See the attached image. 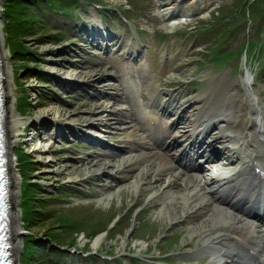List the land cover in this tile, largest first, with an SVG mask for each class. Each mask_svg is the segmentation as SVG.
<instances>
[{
  "label": "rangeland",
  "instance_id": "1",
  "mask_svg": "<svg viewBox=\"0 0 264 264\" xmlns=\"http://www.w3.org/2000/svg\"><path fill=\"white\" fill-rule=\"evenodd\" d=\"M224 1L182 0L181 10L177 14L180 18L178 20L181 22L179 25L171 26L161 19L160 10L172 9L171 7L174 6L172 3L164 4L161 6L162 8H159L157 0H95L94 2L120 8L123 14L132 19L136 29L142 34L141 42L135 35L129 34L128 30H125L122 35L121 29L118 28L120 23L116 20V23L111 22V26L113 32L117 33L119 37L115 40H101L103 44L97 48L95 42H89L86 34L79 31L87 17L97 21L99 25V15L93 4H87L84 12L79 10L82 16L80 19H76L74 16H65L62 22L56 21L59 17L58 13L45 10L43 19L48 30H42L38 26V31L40 33L47 31L46 33L51 34L54 33V29L59 28L63 32L64 39L62 41L64 42L59 41L57 44H51L49 37H44L46 43H38L33 37H28V42H22L36 60V63L26 64V66L35 67L34 72L31 73L23 69L22 61L25 58L23 55L13 56L11 54L9 45L11 33L7 31V22L3 19V0H0L2 36L0 53L3 50L6 52L11 66V88L14 91L15 114L19 120L17 129L20 133L11 153L15 160L14 170L19 174V184L16 190L18 203L16 214L21 236L18 238L20 247L15 254L18 258L16 264H30L22 260L26 251L23 248V243L25 245L27 237L36 235L42 242L40 245L46 247L50 243L49 234L51 232L60 234L61 229L58 228L60 216L71 225L68 229L63 230V234L60 236H64V240L60 239L59 241L64 245L70 244L71 247L60 246V250L63 252L61 258L51 254L48 249H40L37 251L40 258L35 257L31 264H93V262L97 264L96 257L102 258L100 254L126 256L128 252H140V254H146L149 257H164L171 264H217L214 261V263H210L204 252H195L204 244L198 233L189 232L193 224L196 223L192 221L193 216L199 222L206 216L208 206L204 205L198 209V204L184 208L182 195L174 189L164 188L165 183L162 180H159V183H153V177L148 178L147 181L154 186L146 184L144 180L135 186L131 185L134 180L140 179L134 176L138 172L142 174L145 162L140 161L133 165L135 167L133 176L123 183H116L106 177L96 178V176H90L85 172L64 169L65 163H69V161L63 159H80L88 155H100L94 157V160L114 163L115 167L111 168L112 172L117 167L135 161L134 156L137 153L129 150L130 145L121 141V136L113 137L114 130L108 129L102 122L106 118L105 115L90 116L89 120L96 124L94 127L98 131L106 129L107 132L102 134L98 132L97 134H101L104 139L119 146L121 150L101 148L85 143L78 138L68 142L61 138H56L52 142L48 140L36 141L35 138H31V135L38 133L35 126L40 127V125L36 124L32 127L27 125L33 122L38 123L39 120H36L35 116L44 109H51L45 119L43 118L46 121L44 124L54 123L55 120L61 119L69 123L78 122L81 125L80 128H83L87 125L86 121L84 122L87 117L84 115L76 119L71 113L74 111L98 113L102 108L106 109V112L120 110V117L124 119V122H118L115 126L130 125L132 123L130 113H133V116L140 121V107L135 104V100L131 101L128 98L129 93L126 88L127 85L129 87L137 85L136 82L139 79L138 81L142 85L141 88L138 86L142 107L147 104L146 100L154 94L157 99L165 103L168 96L163 97L159 92L173 88L166 87L164 84L179 81L180 85L173 93L174 95L178 96L182 92L188 94L194 90L192 94H189L190 98L206 97L210 93V105L220 107L229 102L228 104L233 107L236 115L234 125L236 124L237 127L234 134L239 133L238 136L241 138H244L247 132L251 135L253 129L249 128V125L254 124L251 114L254 111L252 108L255 107L253 101L262 100L264 97V77L250 85L249 88L244 87L241 69H236L243 67L244 55L241 53L242 45H240L242 34L233 37L232 29L230 32H224L218 25H214L212 19V12ZM242 18L238 20L239 24L244 21V25H251L246 15ZM211 24L212 27L206 30H214V35L206 33L204 36H196L179 32V29L185 25L188 29L194 30L195 26L206 28ZM249 35L250 39L254 38L251 32ZM105 43L110 44L106 51L103 48ZM194 46H201V48H194ZM204 48L205 50H203ZM236 48L238 54L228 63L217 64L210 61L213 58V52L222 54ZM100 63L111 65L113 68L110 73L98 81L76 84L61 81L65 79L78 80L80 77L76 76H78L77 72L81 66L91 68ZM144 64H149L151 67L147 74L140 69V66L143 67ZM53 70H57V73H53ZM69 74L75 78H70ZM34 77H37L39 82ZM205 77L206 81L197 84L196 80ZM221 78L223 80H218ZM212 79H214L213 84ZM218 81L221 83H217ZM85 87H92L91 93L95 96L90 97L83 91L82 89ZM102 96L105 98L99 100L98 98ZM143 97H146V100ZM25 101L28 102V107L20 114L18 109H21L22 103ZM207 105L208 103H204L202 109ZM124 109H128L129 113ZM238 119L241 126L243 125V132L238 126ZM25 125L26 127L23 129ZM137 133L143 137L142 131ZM212 138L211 135L206 140ZM48 143H52L55 149H61V152L47 151L40 154V152L34 151L41 145L47 146ZM21 147L25 149V155L29 160L23 174L16 156ZM119 151L126 153L120 154ZM108 155H116L113 157L114 161L109 160L111 156ZM16 173L14 172V175ZM190 176L200 177V174L193 172ZM25 177H29L34 182L36 187L33 193L36 194L35 196L41 195L46 203H49L47 210H50L51 214L46 220L36 216L27 220L25 214L21 215L20 190L24 181L22 178ZM183 178L187 182L191 180L185 176L180 177L179 181L181 182ZM110 185L113 187L109 188ZM198 187L197 184H189L186 191L192 193ZM205 188L207 190L206 186ZM202 190L198 192L200 193ZM165 192H175V196L178 194V201L168 200L169 193ZM163 204L168 205V208L161 213L159 209ZM37 205H39L38 202ZM182 206L184 210L180 211L177 216H172L174 207L180 210ZM112 214H119V217L123 216L127 220L113 229L100 230L103 222L109 219ZM186 214L188 216L185 218ZM98 235H101L102 239L95 246L94 239ZM69 251L71 254L66 255V252ZM82 251L86 260L81 261L78 258V262L79 260L80 262L77 263L76 257L71 256L76 253L80 255ZM162 252H167V255H161ZM42 258L48 261H42Z\"/></svg>",
  "mask_w": 264,
  "mask_h": 264
},
{
  "label": "bare ground",
  "instance_id": "2",
  "mask_svg": "<svg viewBox=\"0 0 264 264\" xmlns=\"http://www.w3.org/2000/svg\"><path fill=\"white\" fill-rule=\"evenodd\" d=\"M178 0H159V4H165L167 2H176L175 8L172 10L163 9L162 17L164 20L168 19H176L177 13L179 12V4ZM177 10V13H175ZM175 21V20H174ZM2 44V36H1V29H0V46ZM50 51V50H49ZM2 58V75L3 79L2 83L4 84V128H5V137H6V148L8 153V169L9 175L11 180V192H10V204H11V241L13 244V250L17 253L18 248L20 247V243L18 238L21 236L20 227L18 226V217L16 214V206H17V187L19 182V174L16 173L14 170V159H13V147L17 142V137L20 135L17 125H18V118L15 114V107H14V91L11 88V81H12V71L11 66L8 62V58L6 56V52L3 50L1 52ZM56 64L55 62H51ZM112 69L111 65H107L105 63L94 65L91 68H87L81 66L78 70L77 74L80 77L78 80L73 82L81 83V82H88V81H98L104 78L109 70ZM53 73H57V70H53ZM72 74H69L70 78ZM170 84L175 86L179 85V81H171ZM202 98H193L191 100L186 98V94H181L179 97L172 96L170 94L169 99L167 102L162 104L161 102L157 101L156 99L152 98L150 100V105L152 107H159L163 114L166 113L169 115H175V118H172L170 122V130L173 133L171 139L169 141H163L164 148H168V153L163 154L156 149V146H149V153L147 157H141V155L137 156L138 158L135 160L134 163H138L140 158L144 160L150 158L152 161L158 160V163L162 165L161 169L156 171L152 170L153 165L150 163L147 165V169H145L142 174L139 172L134 177L140 178L139 180H134L131 185L135 186L140 184V181L144 180L146 184H150L147 181L148 178H151L154 174V181L153 183H159V180L165 178L164 188L167 189H174L175 191L179 192L178 194L182 195V204L184 208H189L192 206H197L198 209L200 208V203H204L208 206V212L206 216L197 222L195 216L192 221L196 223L190 228V233H198L201 237V241L203 242L204 246L200 249H197L196 252L201 251H209L214 248V251L217 255L215 258L218 260L229 259V264H245L249 260V257H246V252L249 249H253L255 254L257 255V259L264 261V223L263 219L253 218L247 215V212H244L246 209L255 208V207H264V187L260 188L259 194L252 193L251 186L249 183L247 184L246 188L243 190V195L247 198L246 201H241L240 198L237 201H232V198L229 195V192L224 188V184L229 181L223 175H217L211 171L202 175L204 171V166L197 162V159L202 160L205 159L206 162H218L221 158V154L212 148L203 155H200L196 160L191 161L190 163L192 166L195 165V169L201 173V176H187V178H191L190 181H185L184 178L182 181H179V178L184 174L185 167L182 164L184 159L179 157L186 150H190L191 148L195 147L198 143V138L200 134H202L200 140V147L203 148V151H206L208 147L212 146L214 143H217L221 137L226 136L232 142H234L236 148V153L240 156V150H243L247 153V156L252 157L255 156V153L258 152L257 150H250L246 148L247 145L245 144L244 140L235 136L231 138L230 134L232 133V123L229 125L228 122L230 117H232L233 111L230 109V106H223L218 109H214L213 107L206 106L201 112H197L198 104L202 102ZM158 105L156 104V102ZM51 109H44L43 111L39 112L35 118L38 119L39 122H43L45 117L48 115V112ZM232 112V113H231ZM73 116L87 117L86 121L87 128H91L94 124L89 120L90 116H99L105 115L106 118L104 119L105 124L108 127H112L115 122H123L124 120L121 119L119 112L112 110L109 113H106L104 108L101 109L99 113H95L92 111H74L71 113ZM231 114V115H230ZM44 118V119H43ZM264 119V115H260L257 126L259 127V132L262 135L264 133V125L262 126L261 119ZM100 119V118H99ZM102 121V119H100ZM222 121H225L222 122ZM222 123L220 130L223 131L220 136H217L215 139L213 138L212 141L206 143L204 138L209 134L210 130L216 126V124ZM55 124L58 127H71L73 130H77L80 125L78 122L69 123L64 121L56 120ZM179 127L182 128L179 131ZM137 129L135 124L125 127L119 128L118 132L114 135H123L126 136L128 141L132 143L133 148H136V143L141 145L145 144V142L137 141L135 134L132 135V131ZM193 134H196L193 140L189 141L188 138L191 137ZM264 137V136H263ZM40 152V154H44L47 151L61 152V149H55L53 145L46 147L41 145V148H36ZM176 151H181L180 153H176ZM234 152V153H235ZM258 154V153H257ZM244 156V154L242 153ZM235 155L232 154L231 160L229 161L230 164H233ZM262 159V158H261ZM65 161H69V163H65L64 169L67 171H75V172H85L90 174V176H96L97 178L106 177L110 178L116 183H123L127 181L129 178L133 176V166L131 163L127 165H123L122 167H117L114 172L111 171L112 167H115V164L112 162H101L98 160H94L93 156H88L85 158L80 159H63ZM63 160H61L63 162ZM114 161L113 158L109 159ZM46 162V160H45ZM50 162V161H47ZM120 166V164H119ZM180 168V171L177 169ZM98 171V173H95ZM14 172L16 175H14ZM120 173L121 175H117ZM238 178V176H235ZM232 179V177H231ZM249 180V179H246ZM189 184H197L199 187L192 193H189L186 189L189 188ZM151 185V184H150ZM205 185L209 186V189L206 190ZM154 186V185H151ZM157 186V185H155ZM113 186L110 185L109 188ZM203 189V190H202ZM199 190H202L200 193ZM176 192V193H177ZM169 193V199L171 201L177 202L178 194L175 196V192H165ZM195 199V200H194ZM194 200V201H193ZM250 203L246 206V203ZM183 206L180 210L174 207V212L172 216H177L180 211H183ZM168 208V205L163 204L159 209L162 213L163 210ZM197 210V209H196ZM168 213V212H167ZM188 214L185 216V218ZM250 218V219H248ZM260 220L259 224L253 223L252 221ZM256 222V221H255ZM262 228H260V227ZM233 229H237V232L234 233ZM244 231V233L242 232ZM102 239L101 235H98L94 239V245H98L99 241ZM219 250V251H218ZM242 255V256H241ZM243 259H245L243 261ZM228 263V262H227Z\"/></svg>",
  "mask_w": 264,
  "mask_h": 264
},
{
  "label": "trees",
  "instance_id": "3",
  "mask_svg": "<svg viewBox=\"0 0 264 264\" xmlns=\"http://www.w3.org/2000/svg\"><path fill=\"white\" fill-rule=\"evenodd\" d=\"M47 4H50V7L54 6L56 1L59 3L61 8L65 7L67 2L72 3V1L76 0H44ZM42 3L41 0H3V19L7 22V31L11 33V54L13 56L23 55V68H25L26 72H31L28 69L26 64L30 62H34V58L31 56V53L28 51V48L22 44V42H28V37H33V39L37 40L38 43L46 42L44 37H46V32L38 31V19L41 14L39 9L36 7L37 4ZM243 3V0H232V6L230 4H226L218 9V13L215 16L216 22H222L227 19L234 11L239 8ZM229 8V10L227 9ZM231 8V9H230ZM253 19L258 26V30L261 28L264 31V0H256L250 5ZM21 106V105H20ZM28 107V102L22 103L21 110H24ZM18 160L20 164V168L22 174L25 170V167L28 163V159L25 155L24 148H21L18 155ZM22 184V203L27 220H31L33 217H38L46 220L50 217L49 211L47 210V206L49 203H46V200L43 199V196H35L33 193L34 188L36 187L34 182L31 181L29 177L23 178ZM37 202L39 205H37ZM58 228L60 230V234H63V230L68 229L71 225L67 222V220L63 219L61 216L59 217ZM109 219L104 221L100 227V230L106 228ZM60 234L51 232L49 234L50 240L58 242L60 239L64 240V236H60ZM25 243V254L24 260L29 263L35 256L33 250L38 246L33 242V238L27 237ZM61 242V241H59ZM33 257V258H32Z\"/></svg>",
  "mask_w": 264,
  "mask_h": 264
}]
</instances>
